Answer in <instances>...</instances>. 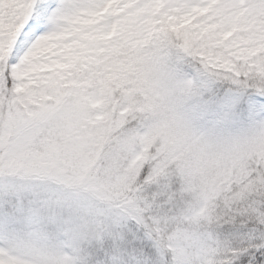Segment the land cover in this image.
<instances>
[{
	"label": "snow or ice",
	"instance_id": "snow-or-ice-1",
	"mask_svg": "<svg viewBox=\"0 0 264 264\" xmlns=\"http://www.w3.org/2000/svg\"><path fill=\"white\" fill-rule=\"evenodd\" d=\"M0 264H264V0H0Z\"/></svg>",
	"mask_w": 264,
	"mask_h": 264
}]
</instances>
